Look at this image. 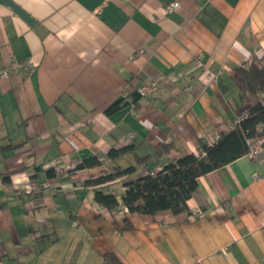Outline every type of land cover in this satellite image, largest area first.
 <instances>
[{
  "label": "crops",
  "instance_id": "0c3cea01",
  "mask_svg": "<svg viewBox=\"0 0 264 264\" xmlns=\"http://www.w3.org/2000/svg\"><path fill=\"white\" fill-rule=\"evenodd\" d=\"M262 57L264 0H0V71L29 66L0 79V264H264V147L199 177L188 213L94 200L98 189L120 204L124 181L198 155L254 102L235 69ZM94 157L100 166L70 168Z\"/></svg>",
  "mask_w": 264,
  "mask_h": 264
},
{
  "label": "trees",
  "instance_id": "16d2710c",
  "mask_svg": "<svg viewBox=\"0 0 264 264\" xmlns=\"http://www.w3.org/2000/svg\"><path fill=\"white\" fill-rule=\"evenodd\" d=\"M235 73L240 80L242 99L254 102L247 109V116L240 120L233 129L220 133L219 139L211 145L200 142V153L185 154L172 157L169 162L154 174L147 173L137 178L123 182L124 194L121 203L111 194H104L101 190L94 191L95 202L108 211H116L119 206L127 209V215L137 214L153 217L162 211H170L173 215L188 213L187 201L197 188L199 177L223 167L245 155L248 149L246 140L264 135V57L254 58L249 65L237 67ZM130 102L136 104L139 98L134 90L130 93ZM119 103L112 105L106 113L114 111ZM263 126L262 132L257 127ZM170 144L162 145L161 149L168 150ZM127 147L112 150L108 153L111 159L124 155ZM146 158L137 160L144 164ZM98 157L86 159L77 164L75 170L100 166ZM135 166L124 170L115 168L109 174L89 181L92 185H101L114 181L123 174H131ZM47 176L54 177V169H48ZM103 264H121L114 254L104 256Z\"/></svg>",
  "mask_w": 264,
  "mask_h": 264
},
{
  "label": "built area",
  "instance_id": "2783aa9c",
  "mask_svg": "<svg viewBox=\"0 0 264 264\" xmlns=\"http://www.w3.org/2000/svg\"><path fill=\"white\" fill-rule=\"evenodd\" d=\"M175 7V3H170L168 4L166 7H165V11L166 12H171L173 11ZM196 67L197 68H200V69H203V64L202 62L200 61H197L196 63ZM29 66H24L22 64H16L14 63L9 69H5V70H2L0 71V79H6L9 77L10 73H12L13 71L14 72H18V71H21V70H26L28 69ZM182 72H177L175 74V79H179L182 77ZM157 86H158V81L157 80H150V81H146L145 83H143L137 90L136 92L138 93V95L140 97H150L154 92L155 90L157 89ZM262 104L264 105V101L262 102ZM247 111H242L241 113H239L236 118L230 123L229 127H228V130L229 129H233V127L235 126V124H237L240 120L244 119L246 116H247ZM258 131L259 132H262V129H263V126L262 125H259L257 127ZM131 139V136L128 135L126 136L122 141L124 143L130 141ZM246 143L248 145V149H247V152L245 153V157H247L248 159L250 160H257L261 153H262V150H263V147H264V135H260V136H256V137H253V138H249L246 140ZM208 145H211V141H208L207 143ZM76 165H71L70 168L71 169H75ZM29 190H32V191H37L38 190V187H36L35 185H31L29 187ZM122 211L124 213H127V209L126 208H121ZM190 214L192 216H194L195 218H198V219H201L204 217L205 213L199 209V208H196V207H193L190 209Z\"/></svg>",
  "mask_w": 264,
  "mask_h": 264
},
{
  "label": "rangeland",
  "instance_id": "374dc122",
  "mask_svg": "<svg viewBox=\"0 0 264 264\" xmlns=\"http://www.w3.org/2000/svg\"><path fill=\"white\" fill-rule=\"evenodd\" d=\"M227 130H228V129H227ZM227 130H226V131H227ZM219 137H220V133H217L216 136L214 137V139H210V140L207 139V140L204 141V143L207 144L208 141H211V144H214V143L219 139ZM207 145H208V144H207Z\"/></svg>",
  "mask_w": 264,
  "mask_h": 264
}]
</instances>
